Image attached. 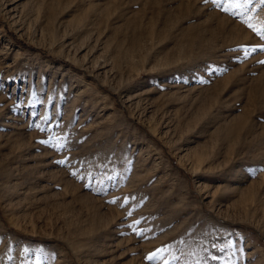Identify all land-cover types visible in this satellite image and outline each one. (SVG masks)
I'll list each match as a JSON object with an SVG mask.
<instances>
[{"label": "rangeland", "instance_id": "obj_1", "mask_svg": "<svg viewBox=\"0 0 264 264\" xmlns=\"http://www.w3.org/2000/svg\"><path fill=\"white\" fill-rule=\"evenodd\" d=\"M233 11L0 0V264H264V5Z\"/></svg>", "mask_w": 264, "mask_h": 264}, {"label": "snow or ice", "instance_id": "obj_2", "mask_svg": "<svg viewBox=\"0 0 264 264\" xmlns=\"http://www.w3.org/2000/svg\"><path fill=\"white\" fill-rule=\"evenodd\" d=\"M204 2L205 3L211 2L217 8L221 9L223 12L230 13L232 15H236V12H234L233 10L246 8L247 5L249 3H251V0H243V3H241V0H204ZM259 3L261 5H264V0H259ZM242 23H244L246 25V27L248 29H250L255 34L256 37H258L261 41H264V22L254 23L253 17L247 16L246 18H244L242 20ZM257 48H260V50L264 51V44L258 45V46H253L250 49L245 48L244 49L245 58H247V56L250 53L256 52ZM260 63H264V61H260ZM37 127H39V125H37ZM41 143L48 144V143H50V141L45 140V141H41ZM54 147L59 149V148L63 147V145L57 144V145H54ZM56 163L60 164V165H67L70 163V161H68V159L65 158V159L56 161ZM71 174L73 176L77 175L76 172H72ZM78 178H82V177H78ZM86 186H88V185H86ZM109 203L115 204V203H117V199H113V200L109 201ZM124 203H127V199H125ZM128 215L131 216L132 213L129 212ZM139 223H140V221L137 220L134 222L133 225H129V227L133 229V231L136 233L137 236L143 237L144 236V230L137 229L135 227V225H138ZM169 247L170 246L161 247V248L156 249L153 252L148 253L146 255L145 259L147 261L159 262L162 260L163 254L169 250ZM213 259H215V257H213ZM36 264H41V259L39 256H37ZM163 264H168V261L166 259L163 260Z\"/></svg>", "mask_w": 264, "mask_h": 264}]
</instances>
